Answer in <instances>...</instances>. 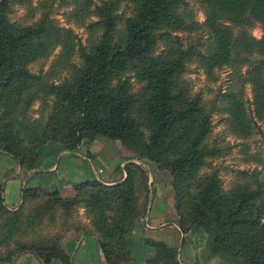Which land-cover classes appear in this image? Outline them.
<instances>
[{"label": "trees", "instance_id": "obj_1", "mask_svg": "<svg viewBox=\"0 0 264 264\" xmlns=\"http://www.w3.org/2000/svg\"><path fill=\"white\" fill-rule=\"evenodd\" d=\"M32 1L0 0V151L29 172L40 167L42 147L49 142L76 151L100 136L119 141L137 160L171 172L178 225L187 233L203 223L207 255L224 251L231 264H264V179L256 172L242 173L226 189L211 163L223 152L212 142L214 112L222 115L229 133L264 137L257 121L264 120V0H199L203 23L186 0H124L131 5L128 13L120 11L119 0H100L93 8L94 0H72L69 18L87 27L86 44L71 28L54 22L50 9L31 23L11 18L13 6L31 7ZM256 24L263 30L259 39L251 32ZM180 33L197 36L189 41ZM58 46L60 69H69L65 80H54L55 71H31ZM74 56L79 63L71 61ZM192 64L213 81L217 70L231 68V86L206 101L187 77ZM132 74L142 83L138 91ZM248 84L256 116L245 100ZM35 100L42 104L38 118L28 113ZM124 169V180L111 185L80 181L66 198L58 189L41 196L24 188L16 210L7 207L0 186V247H5L0 264H12L25 253L43 264H73L62 242L70 230L92 231L104 264L129 262L137 190L149 192V176L137 162ZM79 208L88 223L75 221ZM47 218L61 223L54 235L39 232ZM146 243L155 250L150 264H178L177 247Z\"/></svg>", "mask_w": 264, "mask_h": 264}, {"label": "crops", "instance_id": "obj_2", "mask_svg": "<svg viewBox=\"0 0 264 264\" xmlns=\"http://www.w3.org/2000/svg\"><path fill=\"white\" fill-rule=\"evenodd\" d=\"M102 139L97 137L90 146L83 143L76 151L63 150L59 145L49 142L42 147L40 167L29 172L22 169L14 157L1 150L0 186L3 188L6 205L10 209L17 208L22 202V191L27 187L72 192L73 184L76 182L99 179L98 171L103 166L108 171L106 173L107 184L124 180L127 175L124 169V173L115 174L110 168L114 167L115 169L120 163V158H123L120 166L124 168L123 163L127 158L125 148L127 147L121 146L119 160L115 161L114 166L108 168L110 160L98 155V153L102 148L113 147L115 143L106 139L101 141ZM132 159L141 162L137 160L136 155ZM151 172L155 174V171L152 170ZM148 190H151L149 193L151 194L149 198L151 201H148L147 209L140 216L142 218L133 231V238H131L132 258L126 264H149L148 260L153 256L154 249L145 242L147 238H153L177 248L182 242L183 244L179 249L178 264H231L230 256H224L221 252H215L211 255L203 252L204 240L206 239V230L203 225L198 223L187 233L181 231L169 183L155 180ZM145 202L146 199L141 202V205ZM145 216L148 218L146 222L143 221ZM65 247L73 257V264H104L101 249L92 231H84L77 236L70 235L65 242ZM12 264L43 263L34 254L25 253L16 257ZM52 264L65 263L56 260Z\"/></svg>", "mask_w": 264, "mask_h": 264}, {"label": "rangeland", "instance_id": "obj_3", "mask_svg": "<svg viewBox=\"0 0 264 264\" xmlns=\"http://www.w3.org/2000/svg\"><path fill=\"white\" fill-rule=\"evenodd\" d=\"M67 1L70 3V5L67 3H62L60 0H57L52 5L50 3V7L44 6V4L48 3L49 0L48 1L33 0L31 7L27 6L26 4L25 5L16 4L15 6H13V13L11 15V18L13 20L21 21L22 23H31L34 20H38V18H40L44 12H48V10L50 9L52 11L51 18L54 20V22H56L61 27L71 28L74 31V34L80 39V41L83 44H86L89 39V31L87 27L81 26L80 24L76 23V21L69 18V16L74 10L75 5L72 3L73 2L72 0H67ZM186 1L189 3L190 8L194 11L196 20H198L200 23H203L206 19V16H205L203 7L201 3L199 2V0H186ZM93 2L94 3L92 4V8L95 6V4H98L100 0H94ZM130 6L131 5L129 4V2H126L124 0H119V9L121 12L126 11L128 13ZM94 20H96V18H92L89 21H94ZM251 32H252V35L258 39L261 38L263 35L262 27L259 24H256L255 27L252 28ZM180 35H183L189 41L194 39L197 36L192 33H180ZM163 48L164 47L161 44L159 51L163 50ZM61 53H62V47L61 46L56 47L47 59H42L32 64L30 67L31 71L37 74H41V75L46 74L50 70L53 73L55 71L56 77L54 78V80H56L57 82H62L68 77L69 69H68V66L60 69L61 68L60 63L62 62L60 60ZM71 61L74 63L80 62L77 56H74L73 58H71ZM246 69H247L246 67L243 68V70H246ZM231 75H232V69L229 67H225V68H222L216 71V76H215L216 80L213 81V79H209L205 75L204 71L201 68H199L196 64H192L190 66L187 77L192 80V85L195 91L202 93L205 100L209 101V100L214 99L216 96H218L220 94L219 93L220 91L224 92L229 88V86H231L232 84ZM131 81L134 84V91H138L142 87V83L137 80L134 74H132ZM245 100H246L249 110H251L254 116H256L255 105L253 103L254 99H253L252 87L249 84L246 86V89H245ZM41 109H42L41 102L39 100H35L33 104L31 105L28 113L32 118H38L40 114L43 113ZM221 117L222 115L216 112L213 113L212 142L217 143L218 147L223 149L222 157L211 160V163L213 164V166L217 167L218 170H220V177L223 180V184L225 188L229 189L231 185L233 184V182H235L236 180L242 177V173L251 175L252 173L256 172L260 176V178L264 179V137L262 133L261 134L256 133L249 139L239 138L236 135L229 133L226 125L221 121ZM257 121L259 123L261 131L264 132V120L257 119ZM99 138H103L110 142L115 143L113 147L102 148L98 153V155H101L105 159L110 160V162H108L110 164L108 168H110L111 166H114L116 164L115 161L119 160L120 158L119 149L121 148V146H123V144L119 141L112 140L107 137L100 136ZM103 139L101 141H104ZM125 150H126L127 158H125L126 161L123 163L124 167L128 162H137L133 159L131 160L132 157H135V153L127 148H125ZM57 159H58V156H57ZM122 160L123 158H120L119 162L121 163ZM120 163L119 165H117V167H115V169L114 167H112L110 168V170L113 171L115 174L124 173L123 172L124 168L120 166ZM137 163L142 164V166L148 171L149 179L147 181V187L149 189H150L151 184L155 180L162 181L163 183H169L171 185V190H172L171 194L173 195L174 206L176 210V196L172 188L173 177H172L171 172L167 169L158 168L156 164L149 165L143 162L142 163L137 162ZM152 170L155 171V174L154 172L153 173L151 172ZM106 173H108V171L103 166L98 171L100 178L97 180H99L100 182L106 185H111V184L106 183V178H107ZM31 189L34 190L35 192H38V194L41 196H43L44 193L53 191V189L49 190V189L42 188V187H35ZM59 191L61 192V195L64 198L72 196L74 195V184H73L72 192H68L66 190L65 191L59 190ZM150 192L151 190L147 192V190L143 189L142 187H139L137 190L138 198L135 200V203H134V208L137 211V214H135L132 217L131 230L129 233L130 234L129 236L130 244L132 243L131 238H133V234H134L133 231H135V229L137 228V225L140 222V219L142 218L140 217L141 216L140 212L143 209V205H141V202H143V200L145 199L146 201H149V202L151 201V199H149L151 197L150 196L151 194H149ZM33 202H36V200H34ZM33 202L29 203V206H27V208L25 209V212L29 210ZM20 206L21 204L17 208L11 209V210H16ZM80 220L83 223L89 222L87 217H85L84 208L78 209V217L76 218L75 221H80ZM147 220L148 218L147 216H145V218H143V221L146 222ZM198 223L203 225L202 222H198ZM195 225H193L191 229ZM60 226H61V223L58 222L54 224L53 222H49V219L47 218L44 222L43 228L39 232L43 235H54L58 230H60ZM81 233H82L81 231L79 232L75 230H70L65 235L62 241L64 247H65V242L70 235L77 236V235H80ZM146 240L156 241L153 238H147ZM182 244H183L182 242L179 243L178 250L181 248ZM207 245H208V232L206 230V239L204 240V250H203L205 254H206ZM131 247H132V244H131ZM0 250L1 251L5 250V247H0ZM221 253L224 256L229 255L224 251H221ZM154 254H155V250H154ZM126 263L127 262H123L122 264H126ZM160 264H165V263H160Z\"/></svg>", "mask_w": 264, "mask_h": 264}]
</instances>
